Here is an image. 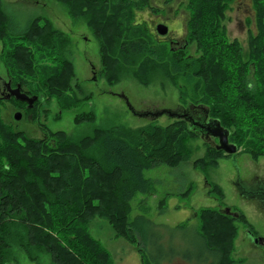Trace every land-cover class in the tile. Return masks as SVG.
Here are the masks:
<instances>
[{
    "label": "trees",
    "instance_id": "trees-1",
    "mask_svg": "<svg viewBox=\"0 0 264 264\" xmlns=\"http://www.w3.org/2000/svg\"><path fill=\"white\" fill-rule=\"evenodd\" d=\"M62 1L73 13L88 16L89 26L100 42L108 80L113 79L112 73L116 76L131 65L144 68L167 63L172 74L197 81L195 101L183 99L179 107L202 118L207 110L209 118L218 119L229 129V140L237 146L231 128H239L243 122L236 123L239 116L244 114L254 122L253 116L264 114V0H252L256 29L249 30L246 55L239 40L228 39L222 24L232 0H188L184 46L175 49L162 45L164 40L159 34L135 21L138 6L133 1ZM8 26L9 17L0 5V40L6 37ZM63 37L49 20L34 17L4 53L6 72L14 84L20 82L28 93L39 96L34 107L27 109L29 113L45 98L40 86L48 95H58L71 87L72 64L52 57L61 54ZM193 41L197 42L198 55L186 52ZM35 71L39 72L38 89L29 87L30 74ZM3 103L0 96V264L16 263L13 244L29 255L34 250L45 251L54 264H110L108 250L86 228L94 215L107 217L118 235L143 251L146 243L137 221H151L141 215L130 220L129 214L135 195L149 190L150 180L144 171L185 160L183 139L187 134L201 135V131L186 119L175 117L165 126L142 128L137 137L98 128L92 135L73 139L65 131H51L40 124L44 136L37 138L5 121ZM214 152L223 151L214 145L208 155ZM200 216L203 222L194 241L205 249V254L196 260L225 264L227 240L235 232L234 225L228 230L225 224L236 219L246 224L248 221L242 213L229 215L214 208L203 210ZM187 227L179 224L177 228L184 231ZM218 230L223 232L221 236ZM248 232L253 235L252 230ZM149 256V264L167 260L164 255L155 257L151 251ZM176 256L170 255L169 259Z\"/></svg>",
    "mask_w": 264,
    "mask_h": 264
},
{
    "label": "rangeland",
    "instance_id": "rangeland-1",
    "mask_svg": "<svg viewBox=\"0 0 264 264\" xmlns=\"http://www.w3.org/2000/svg\"><path fill=\"white\" fill-rule=\"evenodd\" d=\"M114 1L120 3L122 0ZM125 1L137 3L135 21L147 26L156 36V26L160 22L166 23L171 32L169 36H174L178 42L172 46L165 38L162 45L168 47L169 44L172 49L184 46L190 14L188 0ZM0 5L9 17L7 35L0 40L1 76L7 77L4 53L11 48L9 42L22 33L34 17L49 20L51 27L63 34L62 52L52 57L72 64L70 89L58 95H48L49 92L40 86L45 98L43 96L32 112L35 118L29 119V115L17 122L16 127L30 136L43 137L40 124H45L49 130L65 131L73 139L92 135L98 128L114 129L117 133L137 137L142 128L155 124L165 126L174 120L166 113L155 116V111L176 109L183 99L195 101L197 81L172 74L165 62L157 67L131 65L116 76L111 72L113 79L108 80L103 71L100 42L89 26L88 16L73 13L62 0H0ZM222 24L228 39L239 40L246 55L249 30L256 29L252 0H232ZM196 47L197 42L193 41L186 52L198 55ZM43 62L47 63L46 60ZM48 62L53 64L52 60ZM38 75V71L30 74V88L38 89ZM94 75L97 79H93ZM121 94L126 96L135 111H148L149 114L144 116L134 112ZM257 106L260 110L261 102ZM11 110L12 107L3 117L13 122ZM259 113L253 116L257 123L247 120L242 114L236 123L240 120L244 123H239V128L230 127L237 136L236 154L223 151L208 155L217 138L187 134L181 145L187 156L185 160L173 165L160 164L144 171L150 180L149 190L135 195L130 202L129 214L130 220L141 215L151 221H137L146 243L143 251L118 235L107 217L94 215L88 221L86 228L89 234L108 250L110 264H149L150 251L155 257L164 255L167 260L163 258V264H207L196 260L205 254V249L194 241V236L202 226L200 215L208 208L229 215L242 213L248 221L246 224L236 219L225 224L228 230L235 226L232 239L227 240L228 259L225 264H264V240L255 243L248 232L252 230L255 237L264 238V143L261 142L264 138V114ZM84 114L87 115L85 119L81 117ZM255 178L261 181L257 182ZM179 224L188 227L181 231L177 228ZM218 234L221 236L223 232L218 230ZM12 252L15 264H54L45 251L34 250L29 255L18 244H13ZM170 255L178 256L169 259Z\"/></svg>",
    "mask_w": 264,
    "mask_h": 264
},
{
    "label": "water",
    "instance_id": "water-1",
    "mask_svg": "<svg viewBox=\"0 0 264 264\" xmlns=\"http://www.w3.org/2000/svg\"><path fill=\"white\" fill-rule=\"evenodd\" d=\"M156 30L159 35H166L168 33V26L163 23H160L156 26ZM12 96H14L18 100L27 102L29 108H33L35 102L39 98L38 95H29L28 93L23 92L21 90L20 84H18L15 88L11 89L10 94L6 98H10ZM120 96H122L126 100V103L130 107V109H132L137 114L144 116L149 114L148 111L146 112L135 111V109L131 106L126 96L124 94H121ZM164 113L168 114L172 118L177 117V118L186 119L187 121H189V123H191V125H193V127H197L201 131V136H205V137L213 136L217 138V143L215 144V147L218 150H222L232 155L236 154V152L238 151L237 144L229 140V135H230L229 129L222 126L221 122L218 119L209 118L207 110L203 118L200 116L194 117V115H192L188 111V109L181 107H178L176 109H163L154 112L155 116ZM20 117H21V113L17 112L15 114V118L19 119ZM255 240L256 241L259 240L260 242H262L264 238L256 237Z\"/></svg>",
    "mask_w": 264,
    "mask_h": 264
},
{
    "label": "flooded vegetation",
    "instance_id": "flooded-vegetation-1",
    "mask_svg": "<svg viewBox=\"0 0 264 264\" xmlns=\"http://www.w3.org/2000/svg\"><path fill=\"white\" fill-rule=\"evenodd\" d=\"M160 23H162V22H160ZM164 24L166 25V23H164ZM170 33L171 32H170V30L168 28V33L166 35H159L158 37H160L161 39L167 38L169 43L173 46L174 44H177L178 40L175 39L174 36H169ZM184 42H185V39H184ZM92 68H93L92 71H94L95 70L94 66H92ZM6 74H7V72H6ZM93 79H97V76L94 75ZM18 84H20L21 90L23 92L28 93V90L25 87H23V85L20 82H17V83L14 84L13 78L11 76H9L8 74H7V77H3V76L0 75V96L3 97V100H4L2 116L5 114V112L10 107H12V110H13V114H12L13 115L12 116L13 117V122L12 121H7L4 117L3 118L5 119V121L9 122L11 125H14L15 127L17 126V122H20L24 118L27 119V116H29V115H30L29 119H33V114L32 113L30 114L27 111V109H32V108L28 107L27 102L18 100L14 96H12L10 98H6L10 94L11 89L15 88ZM28 94L31 95L30 93H28ZM14 100H16V101H14ZM12 110L10 112H12ZM17 112L21 113V117L19 119L15 118V114ZM256 181L260 182L261 179L260 180L256 179ZM262 193H264V191ZM263 198H264V196H263ZM263 205H264V199H263ZM251 236H252V241L253 242H255V243L259 242V240L258 241L255 240L256 237L254 235H251Z\"/></svg>",
    "mask_w": 264,
    "mask_h": 264
}]
</instances>
